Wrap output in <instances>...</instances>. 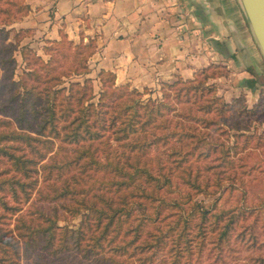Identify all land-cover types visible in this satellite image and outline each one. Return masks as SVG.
<instances>
[{
    "label": "rangeland",
    "instance_id": "1",
    "mask_svg": "<svg viewBox=\"0 0 264 264\" xmlns=\"http://www.w3.org/2000/svg\"><path fill=\"white\" fill-rule=\"evenodd\" d=\"M16 1L13 0L11 4V0H0V7H11L10 18L13 14L14 17L19 15L20 7L15 3ZM201 2V7L197 5L191 9L192 0H187L184 12L187 18L184 20L187 34L198 35L199 47L206 51L214 49L209 37L211 31L226 40L230 53H234L235 58L215 53L217 56L209 63L194 66L190 75L177 73L174 77L166 80L159 79L160 81L157 80L158 82L155 83L136 85L132 81L119 82L116 78L117 83L127 82L130 88L140 90L139 99L143 102L149 99L154 102L161 100L167 90L176 108L166 109L165 116L182 118L201 137L196 141L199 145L192 147L195 140L187 136L182 143V146L184 144L182 153H173L169 157L164 153V149L172 144L174 136L167 143L153 145L146 155L139 150L140 161L136 162L158 168L157 156L163 155L165 167L172 170V175H170L169 190L164 193L167 202L160 218L149 222L146 226L152 232L162 235L161 240L144 251L142 258L122 257L126 260L122 264H264V225L262 224L264 205L254 208L260 203L264 204V57L260 53L259 45H257L259 51L249 46L253 43L256 46L258 43L251 31L250 35L244 31V24L249 26V21L240 0H201ZM31 10L30 7L25 14L20 11V17H17L16 21L10 25L17 29L28 28L20 33V45H17L14 51L18 62L13 77L16 80H24L28 86L36 84L39 89H45L46 76L53 75L61 81L57 83L58 80H52L49 83H56L53 86L55 89L65 86L66 94L69 93L67 89L71 81L84 82L85 78L90 77L94 92L92 100L97 101L102 86L96 52L102 41L99 42L96 38L85 40L83 37L75 40L65 31L63 20L56 22L60 25V37H49L51 34L48 35V30L53 24L47 23V29H45L42 27L43 23H40L46 20H26L25 17ZM193 11H197L199 17L207 12L210 13L207 20L215 21L214 24L189 20L193 17ZM5 16H7L6 13L0 12L1 18ZM64 34L71 41L64 40L61 43L55 41ZM8 41L16 43L14 30L11 31ZM84 43L88 45L84 46ZM22 46H30L33 50L26 49L27 59L23 57ZM92 51L93 53L87 56ZM186 52L187 58L191 57L195 59V63L199 62L201 52L189 50ZM36 53L42 59L37 58ZM205 66L209 68L202 71L201 68ZM86 70L89 71L85 72ZM2 72L1 69L0 79ZM179 77H182L183 81L177 85L169 86L166 83L174 82ZM247 80L254 84L253 87H248ZM177 87L181 88L183 94L181 102L175 98ZM62 95V92H53L52 105L57 109L58 117H60L58 109L64 108L66 104L62 101ZM193 100H195L194 103H191ZM190 104L194 108L191 110L194 117L177 116V111L182 108L185 112L189 111ZM59 127L63 135L62 126L59 125ZM106 134L109 135V131ZM50 137L53 141L47 146L53 148L51 153L59 149L61 153L67 152L69 156H75L74 150H70L72 148L68 146L67 141H61L53 135ZM108 139L110 142L117 143V140H113L111 136ZM63 143L67 147L65 145L61 147ZM188 148H192V152L186 157L184 152ZM103 154H106V151ZM184 157L186 159L179 161ZM86 160L88 159L74 160L71 165V167L75 166L77 179L85 188H89L88 192L91 189L107 190L109 184L101 176V174L105 176V173L94 167L93 162L80 164ZM38 170V187L36 186L37 188L33 190L32 196L26 201L23 209L35 207L33 202L40 193L39 189L43 192V189L49 188L45 184L44 170L41 165ZM86 170L94 174L91 176L94 181H88L91 178L83 176ZM56 183L59 189L66 184L64 177L56 180ZM106 192L111 194L113 189H108ZM41 199L36 200L37 203L43 202L45 197L41 196ZM57 205L60 209V225L78 226L83 220L84 213L81 212L73 217L70 210L62 207V203ZM193 208H200V210H192ZM205 208L209 210L206 215L202 212ZM233 208L236 210L244 208V213L234 225L229 238L220 239V229H213L217 225L216 219H220L218 215L222 214L221 219L225 222L223 212ZM15 216L16 214L14 218ZM13 224L12 222L11 225ZM254 226L257 238L251 234ZM187 230L190 241L181 235V232L184 233ZM147 239L150 242H156V238L150 235ZM50 258L51 256L47 255L45 257L47 261L42 259L41 263L34 259H27L22 264H49ZM61 262L63 264H100L96 258H84L75 250L67 253Z\"/></svg>",
    "mask_w": 264,
    "mask_h": 264
},
{
    "label": "trees",
    "instance_id": "2",
    "mask_svg": "<svg viewBox=\"0 0 264 264\" xmlns=\"http://www.w3.org/2000/svg\"><path fill=\"white\" fill-rule=\"evenodd\" d=\"M15 3L20 7L18 18L20 11L25 14L30 10V4L24 0ZM0 12L7 15L0 17V70H3L0 79V264H22L27 259L41 263L42 259L47 261V255L51 256L49 264H63L61 260L72 250L84 258L94 257L100 264H122L126 262L122 257L126 256L142 258V253L162 238L146 226L161 216L172 170L165 167L163 155L157 156L158 168L140 165L136 162L140 161L139 150L146 155L153 145L167 143L174 136L175 141L164 149L169 157L173 153H182V143L187 136L195 140L192 147L199 145L196 141L201 137L182 118L165 116L166 109L176 108L167 90L163 99L143 102L139 99L141 91L130 88L127 82L117 83L116 72L110 68L99 70L102 90L97 101L92 100L94 92L90 77L84 82L71 81L68 94L65 86L55 89L56 83H49L61 81L53 75L46 76L45 89H39L36 84L28 86L22 79L16 80L13 73L18 60L14 51L20 45V33L28 28L10 26L17 19L14 14L10 18V6H1ZM12 30L16 43L8 41ZM64 40L71 41L65 34L55 41L61 43ZM219 43L222 42L219 40ZM21 49L24 59H27L26 49L33 51L30 46ZM37 58L42 59L39 54ZM207 68L209 66L201 70ZM180 81H183L182 77L166 83L174 86ZM175 89V98L183 101L181 88ZM53 92H62V101L66 103L64 108L58 109L60 117L52 105ZM189 109L187 112L183 108L178 110L177 116L194 117L192 104ZM108 131L109 135L106 134ZM50 135L67 141L75 156L61 153L59 149L51 153L53 148L47 146L53 141ZM110 136L117 143L110 142ZM191 152L192 148H188L184 154L187 157ZM78 159H88L77 162L83 165L93 162L94 167L102 170L105 173V176L101 174L102 179L109 184L107 190L113 189V193L94 189L88 192L89 188L77 179L75 166L71 167ZM40 165L49 188L43 192L39 189L33 202L35 207L23 209L38 187ZM84 175L91 178L94 174L86 170ZM62 177L66 184L59 189L56 180ZM41 196L45 200L37 203ZM57 203H62L73 217L84 213L78 226L59 224L61 216ZM196 209L200 210H192ZM243 209L224 211L225 222L221 219L223 215H218L220 219H216L217 225L213 229H220V239L229 238ZM202 212L206 215L209 210L205 208ZM255 230L254 226L251 234L257 238ZM187 232H181V235L190 241ZM149 235L156 238V242H150Z\"/></svg>",
    "mask_w": 264,
    "mask_h": 264
},
{
    "label": "crops",
    "instance_id": "3",
    "mask_svg": "<svg viewBox=\"0 0 264 264\" xmlns=\"http://www.w3.org/2000/svg\"><path fill=\"white\" fill-rule=\"evenodd\" d=\"M27 1L32 10L26 20H46L40 23L45 29L47 23H52L49 37H60V25L56 22L63 20L65 31L75 40L83 37L85 40L96 38L102 41L96 52L99 68L113 69L119 82L132 81L136 85L155 83L177 73L190 75L194 66L209 63L218 53L236 57L230 53L226 40L211 31L209 37L214 49L206 51L199 47L198 35L187 34L184 23L187 20L184 14L187 0ZM197 5L201 7V0H192L191 9ZM193 12L189 20L214 24L215 21L207 20L210 13L199 17L197 11ZM248 25L244 24V31L248 35L251 31L254 36L249 22ZM253 44L249 45L250 48L257 51L258 44ZM188 50L201 52L198 63L191 57L187 58ZM260 53L264 57L261 50ZM246 84L248 87L254 85L249 80Z\"/></svg>",
    "mask_w": 264,
    "mask_h": 264
},
{
    "label": "water",
    "instance_id": "4",
    "mask_svg": "<svg viewBox=\"0 0 264 264\" xmlns=\"http://www.w3.org/2000/svg\"><path fill=\"white\" fill-rule=\"evenodd\" d=\"M240 3L264 55V0H240Z\"/></svg>",
    "mask_w": 264,
    "mask_h": 264
}]
</instances>
